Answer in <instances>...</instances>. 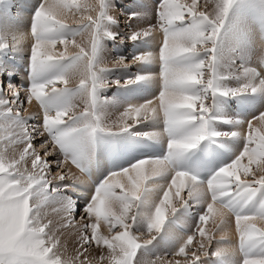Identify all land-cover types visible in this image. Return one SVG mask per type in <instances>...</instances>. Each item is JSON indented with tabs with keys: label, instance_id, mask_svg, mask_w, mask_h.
<instances>
[{
	"label": "snow or ice",
	"instance_id": "1",
	"mask_svg": "<svg viewBox=\"0 0 264 264\" xmlns=\"http://www.w3.org/2000/svg\"><path fill=\"white\" fill-rule=\"evenodd\" d=\"M45 2L46 0H43L35 12L32 23L35 42L31 51V67L34 74H43L61 61L52 55L51 50L62 38L61 30L67 27L60 21L47 18ZM235 2L236 0H215L214 16H209L206 13L197 14L194 6L187 3L183 6H173L170 0H161L158 19L165 34V43L161 46L159 57L163 67L161 73L163 84L156 99L160 100V108L169 136L168 154L163 158L140 160L128 168L111 174L96 188L84 210L89 217V222L83 225L84 232L87 233L89 228L92 230L91 236L81 237L84 245L93 241L99 244L102 239L98 234L101 220L107 222L110 229H121L114 232L113 240L109 242L111 264H136L138 250L155 239L164 228L169 218L167 214L169 210L171 214L177 211V207L173 206L174 197L179 198L182 203L193 197H208L206 211L200 216L197 229L202 237L198 248L189 251V245L193 242L191 235L175 253L176 256L184 258L183 264H197L202 257L209 255L212 235L208 233L206 227L200 225H206L213 216L218 217L221 223L228 211L235 214L239 249L244 254L243 264H264V227H259L254 222L257 218L264 219V201L260 203L258 209L249 213L244 212V208L257 193L264 192V176L248 182L241 176L239 168L242 159H248L256 153H264V113L248 121L245 133L246 144L235 162L221 167L206 183L187 171L174 173L149 218L147 231L155 232L151 239L140 242L131 231L135 221V214L132 213L137 207V202L148 191L149 181L165 174L175 161L182 159L187 152L196 148L210 135H219L209 130L208 119L205 116V113L210 112L207 96L197 94L196 90L202 88L205 93L211 91L213 95L217 92L229 95V90L221 91L219 88V80L226 77L218 74V40ZM102 5L101 22L105 17L104 0ZM138 37L139 33H134L131 39L136 40ZM63 41L67 43L66 38H63ZM97 47L98 41L93 45L94 56ZM201 52L209 54L206 60L188 62L191 57ZM150 58L149 56L140 59ZM70 59L76 60L79 57ZM70 67L71 65L68 69ZM205 69L210 74L206 82L203 79ZM67 73L68 70L42 83H33L29 88L30 95L26 97L28 102L35 98L44 106L43 126L47 132L52 133L51 138L41 144L44 150L43 157L34 150L33 132L28 131L26 117L10 107L13 100L24 103L19 99L21 94L19 89L10 86L8 94L11 99L0 98V120H12L14 127L23 126L20 133L13 132L5 139L11 140L16 137L18 142L26 144L24 156L20 159L28 155L33 156L32 168L35 170L20 171L17 167L18 161L6 162L0 156V264H64L61 256L54 251L58 240H53L46 231L52 221L44 222V209L47 205L56 203L60 204L69 216L73 211L66 201L56 195L57 189L53 187V179L57 178H48V172L53 165L49 163V157L56 152L54 148L71 151L73 155L65 156L63 160L65 162L70 160L82 170L81 158L87 155L96 133L104 130L112 131L111 126L108 129L102 127L100 117L95 112L98 87V77L95 74L89 103L82 113L67 118L69 106L59 107L54 112L49 110V105L55 100L52 94L73 90L67 87ZM245 74H258V72L254 68L246 69ZM58 82L64 83L65 87L56 88ZM49 85H52L51 91ZM86 87L87 82H81L79 85L80 89ZM247 88L248 85H244L239 89L231 90V94L235 95ZM251 90L255 92L257 89L252 87ZM190 109H196L200 115L196 116L194 112L189 111ZM148 114L152 117L156 116V108H148V103L138 107L129 106L121 114L119 131H128L133 126L126 122L127 119L139 123L141 116L147 118ZM69 121L73 126H65ZM2 146L3 144L0 143V147ZM249 174L248 171L244 173L245 176ZM66 178L68 177L65 175L58 176V180ZM185 190L188 199L182 196ZM129 219L131 223H128ZM204 237L207 238L208 243H205ZM147 264H157V261H148ZM175 264H181V261L177 260Z\"/></svg>",
	"mask_w": 264,
	"mask_h": 264
},
{
	"label": "rangeland",
	"instance_id": "2",
	"mask_svg": "<svg viewBox=\"0 0 264 264\" xmlns=\"http://www.w3.org/2000/svg\"><path fill=\"white\" fill-rule=\"evenodd\" d=\"M16 1L22 3V5L20 3V8H18L17 4H15ZM141 1H143L144 7H142V5H139L141 4ZM141 1L104 0L105 17L102 22L100 20V13L103 10L102 0H94V2L93 0H64V2L62 0L61 3L65 6L63 7L66 10L64 14L68 13V10L73 16L69 18V16L71 15L65 14L68 16L67 18L65 17V20H59L56 14L55 16H52L46 13L48 19L50 18V20L60 21L63 24L67 25L66 28L61 30L60 34L62 35V38L58 40V44L54 48L58 52H56V54L58 55L55 57H57L61 61L56 64L55 75L53 76L55 77L56 75L65 73L66 70H68L67 87L73 90L67 91L65 106H69L68 115L72 113L73 114L67 118H71L73 115L82 113L85 110L89 103L93 75L95 74L98 77V87L96 92L97 103L95 106V112L100 117V123L102 127L104 129H108L109 126H111L112 131H99L96 133L95 137L100 136L103 132H106L107 134L112 136H124L126 139L127 137L130 138L132 135H145L146 137L151 139V125L149 124L147 118H145L144 116H141L139 123H135L133 122V120L127 119L126 122L128 124H132L133 126L128 131H119V123L122 119L121 114L129 107L127 106V102L122 99V95H126L128 91L127 88H129V86L133 83L137 82L136 66L139 56L136 55V59H133V55L135 53H138L140 55V52H142L141 39H143L146 33L150 31V29L154 28L156 24L160 26L161 23L155 18L158 15H154L153 11H150L151 5L145 0ZM12 2L17 7V10L12 6L7 7L9 2L7 3L5 0H0V71L1 68H6L4 64H6L7 60L8 62L18 64L21 67L25 62L24 58H27L24 57L19 59V57L21 56V52L15 51L16 49H14L13 43L11 44L10 37L14 42L15 37H12L13 32L15 33L17 31V28L19 26L21 27V22H23L22 26H25L26 20L25 17L23 18L22 14L27 15V12H24L21 8L24 6L23 9H26V5L28 6V0H12ZM42 2L43 0L41 1V3ZM56 2L58 3V1ZM135 2L140 3L136 4ZM214 2L215 0L170 1L173 6H183L185 3H187L188 5L194 6V10L197 14L206 13L209 16H214ZM41 3L39 4V6H37V9L40 7ZM236 3H234L232 12L226 20L224 27L221 29L220 37L218 40V74L221 77H226L220 79L218 83L221 91L229 90V95H223L221 94V92H217L215 95H213L211 91L205 93L202 88H198L196 90L197 94H200L201 96H207V104L210 108V112L208 114L205 113V116H207L208 119L209 130L210 132L219 133V135H210L214 139L213 142L215 147L217 146V144H222V142H224L228 138H231L230 133H233V124H235L237 120L239 121V119L242 117L240 106L242 103V105L244 106V103H247L248 101V98H246V95L248 94L247 91L237 92L235 95L231 94V90L239 89L243 86L241 79L243 65L242 57H240L242 52L240 53L241 50L232 45L233 29L237 20V13L235 11ZM45 4L44 6L46 9ZM10 17L12 20L10 19ZM11 23L14 24L11 25ZM7 25H11L10 29H8ZM14 25L17 26L16 29ZM97 25H99V28H97ZM4 26H7V28H5ZM8 30L12 31V34L10 33L11 36L8 34ZM6 31H8V33H6ZM134 33H139V37L136 40L131 39V36ZM4 34L6 35V37H4ZM63 38H66L67 40L66 44L64 43ZM4 41H7V43L5 42L7 47H3V45L1 44H4ZM97 41V53L94 56L93 45L97 43ZM64 46H69L72 48L69 54H67V50L65 52V49H63L65 48ZM133 47L134 51H132L131 49ZM236 50L238 51L237 54H235ZM254 51H257L256 47ZM15 55H18L19 57H16ZM208 55V53L201 52L198 55L191 57L188 62L192 63L193 61L198 62L200 60H206ZM235 55L239 58L237 62ZM72 57H79V59L72 60L70 59ZM21 60L24 62H21ZM64 61L65 64H63ZM69 65H71V67L68 69ZM20 67L18 68L17 66V69L19 70ZM237 67H241V70H239ZM6 69H8V67ZM74 69H76V71L77 69H79V73L83 74H76L78 71L76 72ZM4 72L5 71H1L0 76L4 74L7 78L8 75ZM209 78L210 74L208 70L205 69L203 79L206 82ZM21 79L22 76L17 78L14 84L19 82ZM81 82H87V87L84 89H80L79 85L81 84ZM6 87V85L4 87L3 85L0 86V98L11 99L8 91L6 90ZM50 87H52V85H50ZM55 87L63 89L65 87V84L58 82ZM123 89L127 90L123 92ZM49 91H51V89H49ZM27 93H30V90L26 92V95L21 94L19 97L21 101H24L23 104H21L18 100H13V103L10 107L13 111H19L22 116L26 117L25 123L27 124L28 131L33 132L32 143L34 146V150L43 157L44 150L41 148V144H44L47 140H49L51 133L47 131L46 133H44L42 131L41 127H43V120L38 117L39 112L37 106L31 113H26L28 104V101L26 99ZM221 97L227 98L228 101H231V104L233 102L234 109L231 110L230 108H227L225 101ZM220 101L223 103H220ZM217 104H219L218 107ZM51 108L53 109V112L56 110V107H53V104H51ZM189 111L194 112L196 116L200 115V113L196 111V109H190ZM13 125L14 121L12 120H0V143L3 144V146L0 147V156H2L6 162L18 161L19 163L17 164V167L20 171L33 172L35 171L32 168V159L34 157L28 155L25 156L24 159H20L21 156H24V149L26 147V144L24 142H18L16 137H13V139L11 140L5 139L6 137L12 135L13 132L20 133L22 131L23 126L14 127ZM65 126L73 125L72 122L69 121ZM119 132L132 135H122ZM210 136L206 139L207 141L209 139L212 140ZM100 137L94 139V141H97L98 139H100ZM91 149L92 147L90 148L89 152L92 151ZM54 150L56 152H54L49 157V163L53 165L48 172V178H57L53 179V187L57 189L56 195L66 201L68 205L71 206L73 211L72 215L69 216V214L62 208V206L56 203L47 205L44 209V222L47 223L49 220L52 221L49 229H47L46 231L49 232L53 240H58L56 250L54 249V251L58 255L60 254L59 256L64 259V262H69H67L66 264H111L110 258L105 257V255L103 254H106V252L110 249L109 242H112L113 236L115 235L114 232L121 231V229H110L107 223L104 221V225L99 223L98 234L102 237L99 244H96L95 241H93L91 244H83L81 237L84 235L91 236L92 230L89 228L87 233L84 232L83 225L89 222V217L84 213L82 208H77V201L75 200V197L76 199L80 198L79 196H77L74 190H72L74 185L76 184L77 177L78 175L80 176V174L75 172L72 166L73 164H71V167L68 161L65 162L63 160L65 156H72L71 151L62 149L61 152H59L56 148H54ZM81 160L83 161L84 158H81ZM244 161L246 162V160H243V162ZM244 164H242L243 167L240 165L241 167L239 168H241L240 170H242V173L240 171L241 176H243L246 181L253 182L254 180L264 176L263 155H261V157H257L256 163H254L253 161L249 163V165L248 163ZM56 165L59 166L56 167ZM244 166L246 167V171L250 173L249 175H244ZM59 175H65L68 178L58 180ZM262 194H264V192L257 193L255 198H258V196H261ZM182 196L184 199H188L187 190L182 193ZM196 198L197 197L190 198L186 203H182L179 198L174 197L173 206L177 207V211L171 214L169 210V212L167 213L169 215V218L167 223L165 224V226L175 224L176 226H184L188 229H186L187 232L193 236V242L191 245H189V251L198 248L199 242L202 239L197 229L199 227L198 224L200 216L206 211L207 208V206H205L206 204L202 200ZM138 208L139 206L136 207V209L132 213L135 214V221L133 222L131 231L138 237L140 242H143L151 239V237L155 235V232L153 231L152 233H149L147 231L148 223L145 221V218L139 214ZM227 213H229L233 218L235 217V214L233 212ZM131 222V219H129L128 223ZM217 225L218 223L213 217L209 219L206 225H200L201 227H206L208 233L212 235V238L211 244L209 245V255L202 257L197 262V264H207V260L214 257L213 253L215 243L217 239H219V236L216 234L215 230ZM74 228L76 232L72 234H76L77 236H74L76 238H71V236H69V233L73 232ZM203 239L205 240V243H208L206 237H204ZM85 249L87 251H85ZM108 252L109 253L106 255L110 257V250ZM175 253L176 252L172 253V251L168 250L160 241L159 232L156 235L155 239L151 240L150 243L145 244L138 250L136 256V264H147L148 261H157V264H163L162 261H164L165 264H169V262L175 264V261L177 260L181 261V264H183L184 258L182 256H176ZM158 257L159 259H157ZM85 259H87V261H85ZM100 260L102 261L100 262ZM105 260H107L108 262H105Z\"/></svg>",
	"mask_w": 264,
	"mask_h": 264
},
{
	"label": "bare ground",
	"instance_id": "3",
	"mask_svg": "<svg viewBox=\"0 0 264 264\" xmlns=\"http://www.w3.org/2000/svg\"><path fill=\"white\" fill-rule=\"evenodd\" d=\"M5 1L7 3L9 2L7 7L12 6L13 8H16V10H17V7L15 6V4H17L18 8L21 7L20 6L21 2L19 3V1H16L15 4H13L12 0H5ZM41 1L42 0H28V6L26 5V9L24 10L21 8L24 12H27V15L22 14L23 18L25 17V20H26L25 26H22L23 22H21V27L19 26V23H18V26L20 28L19 27L17 28V26H15L16 24L14 25L15 29L17 28V31L15 30L16 31L15 33L13 32V34H12L11 33L12 31H10V30H8L9 33H8V31H6V33H8L10 36L12 34V37H15L14 42H13L12 38L9 36L10 40H11V44L13 43L14 49H16L15 51L21 52L20 57L18 55L17 56L15 55L16 57H19V59L24 58V57L28 58L29 56L31 57L32 47H33V44L35 42L34 36L32 34V23H33V20L35 17L34 10L37 11V6H39ZM56 1H58V3ZM59 1L60 0H55V2H54V0H46V4L44 3L46 5V13H48L52 16H55V14H56L57 18H59V20H62V19L65 20V17L66 18L68 17L65 14H70V12L67 10L68 13L64 14V12H66V10L64 8L65 6L62 5V3H61L62 0L60 1V3H59ZM145 1L151 5V3L148 0H145ZM63 2H64V0H63ZM93 2H94V0H93ZM141 2L143 3V1H141ZM139 3L140 2H138L136 4H139ZM142 3L139 5H142ZM21 5H22V3H21ZM235 11L237 13L236 14L237 20H236V24H235L234 29H233L232 45L235 46L236 48H239V50H241L240 53L242 52V54L240 56V57H242V65H243V68H242L243 71H242L241 79H242V83H243L242 85L243 86L248 85L247 90H245L248 92V96H247L248 101H247V103H244L245 107L242 105L243 103L240 106V110L242 112V115H241L242 117L239 119V121L237 120V122L235 124H233V133H230L231 138H228L227 140L222 142V144H217V146L220 147V150L219 149L218 150L222 156L227 155L225 153V150H226L227 153L230 155L229 158L231 157V160H229V158L225 159L226 164H224V163L219 164L220 168L231 163V162H235L234 160L240 155V153L242 152V150L246 144L245 133H246L247 127H248L247 126L248 121L259 116L261 113H264V86L260 83V81L258 80V77L255 74H247V75L245 74V70L247 69V67H246L247 58H248V54L250 51L249 50L250 49V42L253 40L255 42V47L257 50V51H253L257 57V64H258L259 68L264 72V62H262V61H264V0H238L236 3ZM31 17H32V21H31ZM71 17H73V16L72 15L69 16V18H71ZM69 18H68V20H69ZM85 18H87V17H85ZM10 19H11V17H10ZM9 20H7V21H9ZM49 20H50V18H49ZM20 21H18V22H20ZM66 22H67V20H66ZM12 24H14V23H11V25ZM11 25L10 26L7 25L8 29H10ZM7 26H4V27L7 28ZM12 28H13V26H12ZM156 30H157V27L155 25V27L150 29V31H148L149 33L147 32L145 37L143 39H141V41H142L141 42L142 52H140L139 57L143 58V57H149L150 56L151 58L146 59V60H142L140 58L138 59L137 66H136V68H137V75H136L137 82L136 83L137 84L134 85L132 88L128 89L126 96L128 95L129 99H128V101L126 100V102H127V106L138 107L140 105L148 103V108H153V107L156 108V116L152 117L151 114H148L147 120L149 121V124L151 125V133H150V134H152L150 137L151 140L159 141V140L163 139V136L161 134V119L165 120V118H164L163 112L160 108V100L156 99L158 96H156V94L153 92L157 86V81H158L157 72H156L157 71L156 53H157V44H158V41H157L158 40V34H157ZM4 37H6L5 34H4ZM5 42L7 43V41H4V44H5ZM164 43H165V34L163 31V42H162L161 46ZM1 44L4 45L3 43H1ZM57 44H58V42L56 43L55 47L57 46ZM69 46H64L65 48H63V49H65V52H66V50L68 51L67 54H69L71 49H72ZM131 49H132V51H134V47ZM232 49H233V47H232ZM160 50H161V48H160ZM51 52H52V55H54V56L58 55V54H56V52H57L56 49H52ZM137 54L138 53H135L133 55V59H136ZM245 54H246V57H245ZM30 57L28 58V60H27V58H24L25 62L21 60V62H24V64L21 67L18 64L8 62V60H7L6 64H4V65L6 66V68L8 67V69L1 68V71H5L4 73H6L8 75V77L6 78L4 74H2L0 76V86L3 85V87H4L6 85L7 86L6 90L8 91L10 86L17 87V84L19 82L24 83L26 77H25L22 70H23V67L28 64V62H30V64H31V58ZM63 64H65V61L63 62ZM161 64H162V62H161ZM17 66H18V68L20 67L19 70L17 69ZM74 70L76 71V69H74ZM77 71H76L77 72L76 74H80V75L83 74V73H79V71H80L79 69H77ZM162 71H163V67L161 69V73H162ZM40 75L41 74H34L32 72L29 79L34 82L37 79V77H39ZM21 76H22V79L19 82H17L16 84H14L16 79L21 77ZM51 78H53V76L49 77V78H45V79H43L37 83H42L45 80L51 79ZM5 82H6V84H5ZM33 82H32V84H33ZM162 82H163V80H162ZM252 87H255L257 90L255 92H253L251 90ZM51 88L52 87H50V85H49V89H51ZM18 89L21 92V94H24V95H26V92H28V90H29L28 89L25 91V90H22L20 88H18ZM123 92H125V90ZM59 94L62 96V101L60 103H59L58 96H56L55 93L53 95V97H55V100L52 104H53V107H56V110L59 107H65V99L67 97V92H59ZM29 95H30V93H27V96H29ZM232 104H233V102H232ZM36 106H37L38 112H39L38 117L43 120V118H44V106L41 105L39 103V101H37V99H35V98H32L31 101L28 102L26 113H31ZM49 110L53 112V109L51 108V104H50ZM254 123H258V122L254 121ZM165 128H166V124H165ZM41 129L43 132H44V130L46 132V129L44 128V126H43V128L41 127ZM49 133H51V132H49ZM105 133L106 132H103L102 134H105ZM51 135H52V133H51ZM107 135H109V134H107ZM100 136L95 137V139L99 138ZM109 136H112V135H109ZM120 137H121L120 139H123L126 141L128 139H131L129 137H127V139H126L124 136L123 137L120 136ZM101 138H102V136L100 137V139ZM100 139H98L97 141H99ZM97 141H94L92 146L90 145L92 147V149H91L92 151L89 152V150L91 148L90 147L88 152H87V155L83 157L84 160L82 162V165L84 164V162L93 158L94 145H95V142H97ZM261 155L264 156V153H256L253 156H250L248 159H242L240 162V165L242 166V164H244V163H248V165H249V163H251L253 161H254V163H256L257 157H259V156L261 157ZM243 160H246V162L245 161L243 162ZM82 165H81V167H82ZM241 166H239V167H241ZM244 168H245L244 170L246 171L245 166H244ZM240 171L242 173V170H240ZM172 177H173V175H171L169 173V171H167L162 176L157 177V178L149 181L148 191L145 192V194L142 196L141 200L138 201L139 214L145 218V221L147 223L149 221L151 214L154 212L155 206L159 203L160 199L162 198L164 191L166 190V188H167L168 184L170 183ZM99 185L100 184H98L95 179H91V182H89V178L82 174L80 176L78 175L77 180H76V184L74 185L72 190H74V192L77 194V196H79V198L81 200H83L82 203H85L88 200L91 201L92 196L94 195L95 190ZM202 187H204V186H202ZM198 199L202 200L207 206L208 197H199ZM262 201H264V194H262L261 196H258V198L254 197L253 200L248 204V206L246 208H244V212L249 213L255 209H258V207ZM213 218L215 219V221L218 224L220 223L218 217L213 216ZM254 222L257 224V226L264 227V219L257 218ZM100 224L104 225V221L101 220ZM71 229H70V232H71ZM186 229L187 228L184 226H176L175 224L165 226L160 231V241L164 244V246L168 250L172 251V253L177 252L179 247H181L186 242L187 238L189 236H191V234H189L187 232L188 229L187 230ZM236 229H237V224L235 221V217L233 218L229 213H226L223 221L215 229L216 234L219 236V239H217V241L215 243L214 253L219 252L220 254L219 255H213L214 256L213 258L207 260L208 261L207 264H243L244 254H243V251L239 249V235H238V232ZM74 232H76L75 228H74L73 232L69 233V236H71V238L74 236H77L76 234L75 235L72 234ZM74 238H76V237H74ZM73 244H75V243H73ZM108 251L106 252V254L109 253ZM110 252H111V250H110ZM106 254H103V255H105V257L110 258ZM110 255H111V253H110ZM62 256H63V254H62ZM71 261H72V259H71ZM101 261L102 260H100V262ZM106 261L107 260H105V262ZM67 262L68 261H65L64 264H66ZM103 262H104V259H103ZM162 262H163V264H165L164 261H162ZM72 263H73V261H72ZM84 264H86V263H84Z\"/></svg>",
	"mask_w": 264,
	"mask_h": 264
}]
</instances>
